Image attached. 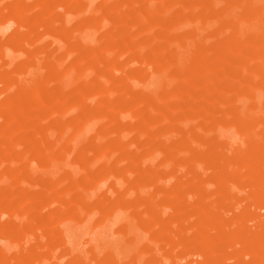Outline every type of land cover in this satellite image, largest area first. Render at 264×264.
<instances>
[{"label":"rangeland","instance_id":"1","mask_svg":"<svg viewBox=\"0 0 264 264\" xmlns=\"http://www.w3.org/2000/svg\"><path fill=\"white\" fill-rule=\"evenodd\" d=\"M0 264H264V0H0Z\"/></svg>","mask_w":264,"mask_h":264}]
</instances>
